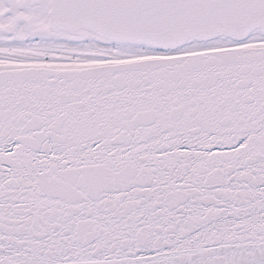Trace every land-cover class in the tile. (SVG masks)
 I'll return each mask as SVG.
<instances>
[{"label": "snow or ice", "instance_id": "6c2138e0", "mask_svg": "<svg viewBox=\"0 0 264 264\" xmlns=\"http://www.w3.org/2000/svg\"><path fill=\"white\" fill-rule=\"evenodd\" d=\"M0 264H264V0H0Z\"/></svg>", "mask_w": 264, "mask_h": 264}]
</instances>
